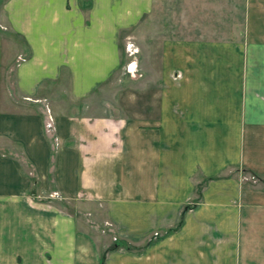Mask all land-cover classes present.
<instances>
[{"label":"crops","instance_id":"1","mask_svg":"<svg viewBox=\"0 0 264 264\" xmlns=\"http://www.w3.org/2000/svg\"><path fill=\"white\" fill-rule=\"evenodd\" d=\"M141 23V101L95 100ZM0 29V264H264V0H0Z\"/></svg>","mask_w":264,"mask_h":264},{"label":"rangeland","instance_id":"2","mask_svg":"<svg viewBox=\"0 0 264 264\" xmlns=\"http://www.w3.org/2000/svg\"><path fill=\"white\" fill-rule=\"evenodd\" d=\"M0 32L3 33V36L5 37V39H7V42H20L19 39H16L15 37H13V35L10 34V32L7 31H2L0 29ZM142 33H143V23L140 24L138 29H134L133 31H131V33H129V35L123 37L121 39V57H122V63H121V68L118 71V73H116L115 75H113L104 85L103 87L100 89V92L98 93V95L94 98L95 100L99 101H104V103H106L107 105H114V104H118L120 103H126L127 102V95L130 96L131 93L135 94V98L134 101H138L140 102L142 99V95H141V85L139 84H135L133 82L129 83L127 85V80L128 77H126L124 74H122L123 71L126 72V68L129 65V63H133V72L136 71V67L134 65V62H137V60L139 61V65H141L142 62V57H143V52H142V47H143V42H142ZM131 39H127L129 37ZM129 46H131V49H136L137 52H133L132 50V56L129 55V51L128 48ZM131 52V51H130ZM6 54H4V59L6 58ZM137 59V60H136ZM128 64V65H127ZM124 68V70H123ZM9 74V73H8ZM11 75L9 74V76L7 77L6 82L9 83L11 82ZM136 81V80H134ZM137 83V82H136ZM138 85V86H137ZM118 102V103H117ZM134 105V110L133 111H140L141 108L136 107L135 104H131ZM118 109V108H117ZM116 108L114 110H117ZM129 110H131L129 108ZM201 191V189H200ZM69 207V205L67 206V208ZM98 208H101L98 206ZM92 222H94L93 220H91ZM182 223L181 220L178 221V223H176V225L172 228L173 230L176 229V227L180 226V224ZM103 227H105L107 229V233H111L114 235H118V233L114 230H112L113 225L111 223L106 222V225H104ZM170 229V230H172ZM172 230V231H173ZM156 234H162L161 232H156L152 235V238L156 236ZM146 241H138V242H130L129 243H125V242H114L115 244H118L119 247H123L125 249L128 250H132L134 252H140L143 248V245L145 244ZM114 244V245H115Z\"/></svg>","mask_w":264,"mask_h":264},{"label":"built area","instance_id":"3","mask_svg":"<svg viewBox=\"0 0 264 264\" xmlns=\"http://www.w3.org/2000/svg\"><path fill=\"white\" fill-rule=\"evenodd\" d=\"M128 49H130V51H131V52L129 51V55H130V56H132V50H133L134 53L137 52L136 49H131V46H129ZM126 69H127V72H128V73L133 72V70H132V69H133V63H129V65L127 66Z\"/></svg>","mask_w":264,"mask_h":264},{"label":"trees","instance_id":"4","mask_svg":"<svg viewBox=\"0 0 264 264\" xmlns=\"http://www.w3.org/2000/svg\"><path fill=\"white\" fill-rule=\"evenodd\" d=\"M183 213H184V211H183ZM119 247V245L118 244H115L112 248H110V250H115V249H117Z\"/></svg>","mask_w":264,"mask_h":264}]
</instances>
